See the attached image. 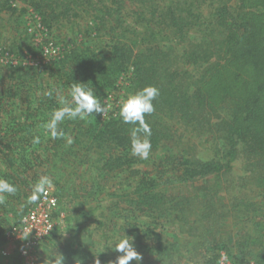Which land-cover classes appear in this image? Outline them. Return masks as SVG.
Returning <instances> with one entry per match:
<instances>
[{
  "label": "trees",
  "instance_id": "obj_1",
  "mask_svg": "<svg viewBox=\"0 0 264 264\" xmlns=\"http://www.w3.org/2000/svg\"><path fill=\"white\" fill-rule=\"evenodd\" d=\"M249 6L261 11L246 12ZM25 11L37 15L45 41L64 43L47 63L37 60L36 33H20ZM2 13L14 37L0 57L30 59L0 71V179L18 189L0 204V236L7 215L19 219L17 205L34 203L43 171L58 169L63 174L53 183L66 193L78 178L87 182V190H71L86 200L76 214L81 224L104 219L107 246L116 233L133 237L139 264H217L222 256L230 264H264V0H0ZM63 23L73 25V39L52 34ZM125 73L131 95L146 86L160 92L145 117L147 160L131 154L134 125L122 122L119 107L104 118L66 119L59 125L65 135L51 137L46 125L60 107L57 92L70 100L73 82L82 83L109 104L104 99ZM241 157L252 161L250 178L260 189L226 203L223 181ZM107 186L124 194L110 191L104 207ZM81 229L72 245L61 244L64 264L95 262L85 254L93 236ZM109 255L114 264L121 253Z\"/></svg>",
  "mask_w": 264,
  "mask_h": 264
},
{
  "label": "rangeland",
  "instance_id": "obj_2",
  "mask_svg": "<svg viewBox=\"0 0 264 264\" xmlns=\"http://www.w3.org/2000/svg\"><path fill=\"white\" fill-rule=\"evenodd\" d=\"M247 5H249V2L247 3ZM24 7H25L24 3L22 4L19 3L17 9L21 10ZM260 9L261 7L258 8V7L249 6L247 9H245V11L246 12L253 11L256 14V12L261 11ZM36 17L37 15L32 16L30 15L29 12L25 11V13L21 15V18L19 21L21 24L20 33L23 35V37L24 35L30 36V34L36 33L35 38L34 40L32 39V41L35 45V48H39V47L42 48V52L38 54L37 60H41L40 62L47 63L49 62L50 59L55 58L57 53L59 54V51L61 47L64 46V43L58 39H52V40L53 41L58 40L59 43L51 42V39L45 41L44 36L39 31H37V27L39 26V23L35 21ZM0 18L3 19L4 22H6L5 26L0 25V50L3 52L4 50L8 51L11 45V41H12V38L14 37V33L9 27L14 26V24H12L13 21L12 20L10 21L8 19V15L5 13H2ZM87 23L88 22H86V20L79 22V25L82 31L86 29ZM72 27H73L72 24L63 23V27L58 28V30H55L52 34L55 35L54 37L57 36L58 38H61V39L65 38V36H68V38L73 39L72 38L74 35L73 31H76V30H73ZM78 41H79V38L77 39V42ZM91 43H94V42H91ZM4 55L9 56V57L8 58L0 57V71L2 75H5L8 72L7 69L4 68L5 66L3 67V65L6 64L8 61L9 62L7 64H11V63L15 64V62L20 61V62H23L24 65L26 64L29 65L30 56H25L24 58H18L17 56L15 57L14 55H11L8 53H5ZM127 77H128L127 73L123 74L116 82V86L114 90L104 99V102L108 101L109 105H111V109L119 107L121 101L125 100L128 96L131 95V93L128 91V80H127L128 78ZM200 147H201V143H199V149H201ZM210 148L211 147L205 148L206 150H208L206 152L207 155H210ZM251 164H252V161L248 160L245 157H241L237 159L236 161H234L233 169L231 173L228 174L223 181V185L225 186L223 188H226V191L224 193V198H225L226 203H231L233 201H236L237 197L242 198L245 194L251 195V197H254L255 189H260L259 187L256 186L257 182L254 183L253 178H250V176H252L253 174ZM57 171L58 169H56L55 171L53 169L45 173L43 171V174L50 176L52 180L59 179L63 174V170L58 171V172ZM39 173L42 174V171H40ZM85 175L88 176L89 172L85 173ZM226 180L228 181L227 183H226ZM111 182L113 184L116 183L117 185L118 179L115 177L112 178L109 176L107 183L111 184ZM80 183L85 184V185H83L82 187ZM86 183L87 182H84V180H82L81 178H78L77 182L73 181L72 186L68 187L70 188L69 193L65 192L66 186L63 185L62 183L60 184L53 183L52 186L48 188L51 190L52 192L51 194L53 196L54 195L56 196V197L54 196L56 200V206L50 211L53 214L52 215L53 227H52V230L48 234L43 235L40 240H35L37 237L33 235L32 233L25 234L22 231V232L11 234L8 232H11L14 227H17L20 223L19 221H21V219H23L24 216L28 212L32 211L38 206L42 194H40L39 199L36 202H34L31 206H27V207L25 206L26 207V208L24 207L25 209L17 205L15 208L16 211L14 212V214H16L20 210L19 214L21 215L19 219L17 220L18 218L17 216L14 219H12L10 216L7 215L10 221H9V224L6 226V229L4 230L3 235L0 236V243H1L0 245H2V248L6 252L8 251L10 253L8 258H4L0 255V264H25V261L18 255L19 253L18 251L20 249L19 244L21 245V243L27 244L28 249L32 251L31 257L29 258V260H26L27 263L29 264H49V261L54 260L56 255L60 253L61 244L62 245H65V244L72 245L71 239H72L73 232H77L78 229H81V228H82L81 232L83 233V235L88 236L87 234H89L93 236V242H94L93 247L88 248V249H91V252L85 253V254L87 255L89 254V256L92 254L93 260H97V259L99 260L100 255L103 253L106 255L105 257H103L102 255V259H104L105 262H103V260H99L100 264L102 263L103 264H113L110 261V255H109L111 249H108V246L106 244L107 240L105 239V236H104L105 235L104 219L103 220L94 219V220H90L87 223L81 224V221L76 216L79 208L82 207V204H84L86 200H84L83 198L73 197V195H71V190L73 188L74 189L76 188L77 191H80L82 188V190L85 191L87 190ZM60 185L64 186V191L58 188ZM114 189L116 193H120V191L116 190V187L110 190L107 186L103 190L104 195L102 197V203L104 207L106 203L109 202V199L106 197V195L110 191H113ZM123 194L124 192L120 193V195H123ZM88 195L90 199L95 198L94 191H92V193L88 191ZM88 203L93 204L92 201H88ZM6 212H9V211L6 210ZM9 214H12V213L9 212ZM123 233L124 232H122L121 234L116 233L115 234L116 237L114 236L115 238L109 239L108 245L122 238ZM217 264H230V263L223 262L222 259H220V261H218Z\"/></svg>",
  "mask_w": 264,
  "mask_h": 264
},
{
  "label": "clouds",
  "instance_id": "obj_3",
  "mask_svg": "<svg viewBox=\"0 0 264 264\" xmlns=\"http://www.w3.org/2000/svg\"><path fill=\"white\" fill-rule=\"evenodd\" d=\"M52 95L51 92L48 93ZM160 95L159 89L155 86H146L143 89L136 91L121 101L119 106V115L123 123L134 125L131 128L130 148L133 156L139 157L142 160H147L151 153V127L146 122V115H151L155 111L153 101ZM69 100L64 94L57 92L56 99L60 107L55 109L51 114L50 120L47 122L46 128L53 139L63 137L65 134L59 128V125L66 119L84 120L89 116L95 117L100 115L103 118L109 115L111 105L102 104L96 96L93 87H86L85 84L75 83L71 85ZM34 144L39 143V137H33ZM68 143H72L71 138ZM53 184L50 176L43 175L34 185L30 202H36L40 194L46 193V190ZM18 191L15 184L9 183L5 179H0V204H4L7 195H15ZM51 230V226H50ZM134 238L124 235L116 242L108 245V249L121 253L114 264H130L131 261H136L137 264L142 260V256L136 251L134 246ZM222 261L226 260L225 256L221 257ZM65 257L57 254L54 260H50L49 264H64ZM75 264H82V261L77 259ZM94 264H100L99 260H95Z\"/></svg>",
  "mask_w": 264,
  "mask_h": 264
},
{
  "label": "built area",
  "instance_id": "obj_4",
  "mask_svg": "<svg viewBox=\"0 0 264 264\" xmlns=\"http://www.w3.org/2000/svg\"><path fill=\"white\" fill-rule=\"evenodd\" d=\"M51 190L47 189L46 193H42L41 199L38 206L32 211L28 212L21 221L19 225L14 227L11 232L8 233H17L24 232L25 234L32 233L37 238L35 240H40L43 235L48 234L52 230V212H50L56 206V200L51 194ZM51 226V230H50ZM1 244V243H0ZM19 253L18 255L27 263L26 260H29L31 257L32 251L28 249L27 244H19ZM0 255L4 258H8L10 253L5 251L0 245Z\"/></svg>",
  "mask_w": 264,
  "mask_h": 264
}]
</instances>
